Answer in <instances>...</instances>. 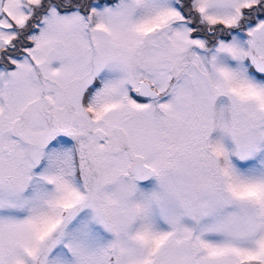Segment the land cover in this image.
<instances>
[{"label": "snow or ice", "instance_id": "obj_1", "mask_svg": "<svg viewBox=\"0 0 264 264\" xmlns=\"http://www.w3.org/2000/svg\"><path fill=\"white\" fill-rule=\"evenodd\" d=\"M0 264H264V0H0Z\"/></svg>", "mask_w": 264, "mask_h": 264}]
</instances>
